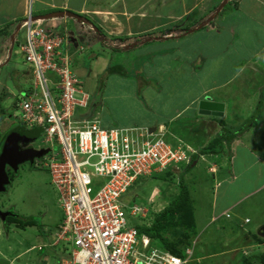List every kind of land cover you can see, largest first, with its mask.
Segmentation results:
<instances>
[{"label": "crops", "instance_id": "0c3cea01", "mask_svg": "<svg viewBox=\"0 0 264 264\" xmlns=\"http://www.w3.org/2000/svg\"><path fill=\"white\" fill-rule=\"evenodd\" d=\"M28 12L33 18L54 14V17L44 23L45 26L52 30L51 33L65 37L67 51L69 44L71 49L78 45L81 50L85 46L83 49L87 51L91 66L84 72L93 79L99 72L107 73L112 66L109 57L96 54L99 49L106 52L114 49L115 52L122 53L127 48V53L135 52L137 41L145 38L147 43L144 46L147 50L144 54H151L150 62L156 64L160 59L170 60L167 53L169 48L175 50L178 47L175 42L180 40L181 43L191 33L192 36L198 35L203 31L204 25L209 24L206 18H213L214 14L216 17L213 19L218 18L221 24L220 32L215 35L216 39L225 31L223 28L231 26L237 29L244 26L241 32L249 31V35L244 38L249 39L251 34L255 46L248 52L249 42H245L240 50L234 51L236 57L244 54L242 50L246 54L230 64L231 74L226 79L215 82L207 90L194 88L191 90L193 96H187L181 101L166 97L163 86L159 83H154V90L139 89L140 99L146 106L150 105L146 111L150 116L120 123L125 127H110L161 129L168 142L187 147L192 155L221 133H225L227 137L234 136L230 143L226 140L222 142L218 154L199 156L196 164L203 162L206 165L193 167L188 172L190 177H184L186 184L191 179L195 181L197 176L202 179L204 177V183L208 185L205 187L204 184V195H190L198 233L196 237L198 240L204 239V244L214 245L220 240V244L224 245L219 252L203 253L199 258H193V247L188 246L186 249L190 248L192 253L187 264L193 260L197 263L217 261L220 254L227 255L229 258L225 261L230 259L231 264L236 260L238 264L242 260L243 264H264V0H0V55L3 54L0 59V107L3 109L4 101L10 103L11 98L23 96L32 82L20 49L26 39ZM60 12L61 16L55 14ZM177 28L186 31L181 33ZM177 31L181 35L174 36ZM156 33L160 36L153 37ZM212 33L203 34L211 36ZM99 42H103V46ZM169 43H173L174 48H168L166 44ZM181 51L177 48L178 55ZM192 55H196L192 68L202 80L208 72L206 69L201 73L198 67L203 65V55ZM73 57L74 51L71 58ZM146 61L142 64H147ZM10 64L13 67L8 71ZM211 64L212 61L208 63V67ZM76 69L83 71L81 67ZM19 77L23 80L19 81ZM136 77L140 82L139 87H142L146 81H142V76ZM9 78H12L15 85L10 84ZM177 83V86L169 88V93L171 88L174 91L181 90L182 87ZM102 94L105 97L106 87ZM157 95L166 97L174 106V112L164 120L154 119V106L151 102L148 103ZM127 97L132 99V95ZM203 100L221 103V116L199 110V103ZM256 107L258 110L255 112ZM98 119L102 123L107 122L102 116ZM160 174L162 173L154 175ZM210 189H213V195L208 194ZM149 195V199L154 201L158 195H166V190L162 192L157 186H153ZM177 195L178 192L174 199ZM169 203L161 205V209L155 212L161 211ZM210 230L219 236H210ZM59 245H62V257L58 264L67 257L64 243L54 246ZM150 245L161 248L156 243Z\"/></svg>", "mask_w": 264, "mask_h": 264}, {"label": "built area", "instance_id": "2783aa9c", "mask_svg": "<svg viewBox=\"0 0 264 264\" xmlns=\"http://www.w3.org/2000/svg\"><path fill=\"white\" fill-rule=\"evenodd\" d=\"M46 21L28 12L20 49L32 82L15 103V121L40 129L44 143L57 146L36 167L48 169L63 211L55 237L67 257L59 264H187L190 248L179 257L151 247L128 224L127 217L142 221L148 209L125 203L123 195L141 177L188 165L193 153L168 142L161 129L104 128L96 117L77 116L88 96L72 70L65 37L51 33Z\"/></svg>", "mask_w": 264, "mask_h": 264}, {"label": "rangeland", "instance_id": "374dc122", "mask_svg": "<svg viewBox=\"0 0 264 264\" xmlns=\"http://www.w3.org/2000/svg\"><path fill=\"white\" fill-rule=\"evenodd\" d=\"M214 11L215 10H213V12ZM214 17H216L215 14ZM213 18H211V16L206 18V20H209V22H207L209 24L206 26L204 25L203 31L198 35L192 36L193 33H191V36L189 35L186 39L184 38L181 43L180 40L178 43L177 41H171L175 42V46H178L175 47V50L169 48H174L172 47V45L174 46L173 43L166 44L169 48L167 53L168 59L170 60L168 61L160 59L156 64L150 62L151 54H144L147 50L144 46L147 43L145 38L137 41L138 44L136 43V46L138 47L135 52L127 53V48L124 50L122 48V53L115 52L114 49V52L112 49L108 52L99 49L96 54L100 57H109L108 59L111 60L113 66L117 65L119 67L118 69L125 71L126 74L123 76L108 75L106 71L99 72L98 76H95L94 79L92 76H87V73L84 71L90 68L91 60H89L86 49H83L85 46H83L81 50L78 45L74 47V49H71L72 46L69 44L68 52L72 69L82 80L83 90L88 96V107L86 109L77 108L76 115H85L87 118L95 116L96 118H100V116H102L107 119L106 124L101 121L104 128H108L111 125L125 127L120 123H128L138 118L145 119V116H150L146 113L147 107L150 105H145L144 101L140 99L139 93L140 90L145 88L154 90V83H159L163 86V94L166 97L173 98L175 101H181L187 96L192 97L193 92H191V90H194V88L198 90H207L211 88L215 82L218 83L226 79L231 74L229 71L230 64L235 59L238 60V58L246 54L245 50H242L244 54L236 57L234 51L236 49L240 50L241 45L245 42H249L250 47H247V51L249 52L254 48L255 42L251 38V34L249 39L244 38L249 35V31L241 32L244 26L240 29L235 28V26L223 28L225 31L216 39L217 36L215 35H218V32H220L221 24H219L218 18ZM177 30H180L181 33L185 31L182 28H177ZM208 32L213 33L211 36L203 34ZM72 33L73 32H71V35H73ZM178 33L180 32L177 31L174 36L181 35ZM79 35L81 34L79 33ZM235 35L237 36L236 39ZM156 36H160L159 33L154 34L153 37ZM82 37L85 39V35ZM99 44L103 46V42H99ZM177 48L182 50L179 55L177 53ZM73 51L74 57L71 58ZM192 53H200L203 55V65L198 67L201 69V73L206 69H208V72L206 73V77L202 80L199 74H195V69L192 68V63L196 56H193ZM219 53L221 55H219ZM2 56L3 54L0 55V59H2ZM217 58H219V60ZM144 61L148 63L143 65L142 62ZM211 61L212 64L208 67V63ZM11 67H13L11 64L8 65L7 70L9 71ZM80 67L83 71L79 72L76 68ZM136 70H138L137 73H134ZM8 74L11 75V73ZM136 75L142 76V81L145 82L148 80L149 83L142 84V87H139L140 82ZM22 80V77H19V81ZM125 80L126 82H123ZM127 80L129 82L132 81L130 82L132 84H129ZM9 81L11 85H15L12 78H9ZM176 83L178 86L182 87L181 90L174 91V88H171L169 93V88L177 86L175 85ZM105 87L106 94L105 97H102ZM130 95H132V99L127 97ZM166 97H159V95H157L154 100L147 101L148 103L151 102L154 106V119L164 120L169 114L174 112L173 104L168 101ZM157 98H159L158 101ZM17 101L19 102L18 99L11 98L10 103L3 102L5 115L0 122V152L3 147V140L6 139L5 137H7L12 130H17L18 124L15 121V117L19 114L18 107L15 106ZM175 101H173V103ZM108 119L114 120L115 123L117 121L118 123H111ZM136 124L138 125V123ZM126 127L128 126L126 125ZM31 145L34 148L43 147L46 150H57V146L54 143L51 145L45 144L43 137L37 138ZM198 165L203 166L206 164L203 162H201V164L197 163L194 168ZM34 167L35 168H31L29 164H23L20 166L17 174L10 173L11 185L7 187L6 192L0 194V210L12 211L22 217H33L42 228L37 226H26L25 228H21L16 223H9L6 227L5 224H3V220L0 219V264H58L59 259L62 257V245H54L58 244L55 236L57 226L63 218V211L58 202L56 189L50 182L48 169L45 167L38 168L36 164ZM185 167V165H180L179 173L174 171V173L161 176L139 178L138 184H134L135 186L133 185L128 189L126 194L123 195L125 203L145 206L144 208L149 209L150 213H156L155 211L161 209V205L163 206L165 203L173 201L177 192L179 193L178 180L181 174L183 173L185 178L190 177L188 173H184ZM191 180L192 181L187 184L190 195H204V184L205 187L208 186L207 183H204V177L202 179L197 176L195 181L193 179ZM153 186H157L162 192L166 190V195H158L155 197L156 199L154 201H152L153 199L150 200L149 198L151 195L149 194ZM213 193V189H210V193L208 194L213 195ZM194 203H196V201ZM198 218L201 220L200 217ZM140 220L141 218H139V215H136L134 218L127 217V222L130 226L136 222L141 223L142 221ZM208 233L213 237L219 236L212 230ZM197 234L195 225L194 233L192 237L188 239L193 247V258H199L203 253L213 254V251L219 252L224 246L222 243L220 244V240L214 245L212 243L204 244V239L198 240V237H196ZM219 256L220 257L216 259L217 261L210 260L208 263L199 261L197 263L193 260L189 264H231L230 259L225 261L226 258H229L227 255L220 254ZM242 262L243 260L240 261L239 264H243ZM232 263L238 264V260Z\"/></svg>", "mask_w": 264, "mask_h": 264}, {"label": "trees", "instance_id": "16d2710c", "mask_svg": "<svg viewBox=\"0 0 264 264\" xmlns=\"http://www.w3.org/2000/svg\"><path fill=\"white\" fill-rule=\"evenodd\" d=\"M118 68L119 67L117 65H112L108 68L107 74L120 76L126 74L124 70ZM146 83H149L148 80L146 81ZM256 110H258L257 107L255 109V112ZM4 115L5 110L0 107V122ZM11 132H9V134ZM233 138L234 136L227 137L225 133L217 135L212 141L209 142L206 147L199 150L196 154L192 155L191 161L184 168V173H188L193 169L199 156L218 154L220 148H222V142L226 140L228 141V143H230ZM168 173L171 172L167 171L164 172V174L162 173L160 175L153 176H161ZM178 188L179 193L172 202H170L161 211L156 213H150V210L148 209L147 217L142 219V222L140 224L135 223V227L137 228L139 235H145L150 239V244H159L162 250L179 257H184L186 248L191 245L190 240L188 239H190L192 237V234L194 233L195 220L193 216L190 193L187 184L184 182L183 173L178 180ZM9 223H16L21 228H25L26 226H37L39 228H42V226H39L35 218L22 217L18 214L6 217L3 220V224H5L6 227Z\"/></svg>", "mask_w": 264, "mask_h": 264}, {"label": "water", "instance_id": "95a60500", "mask_svg": "<svg viewBox=\"0 0 264 264\" xmlns=\"http://www.w3.org/2000/svg\"><path fill=\"white\" fill-rule=\"evenodd\" d=\"M220 9H218L219 11ZM61 16L60 13H55ZM54 17V14L44 15L40 17H35L33 19L39 20H48L49 18ZM191 32V30L189 31ZM199 110L209 112L210 114L220 115L223 112V105L221 103L211 102L209 100H203L199 103ZM153 130V129H151ZM23 133H35L33 137L27 134H20ZM40 130L36 131H25L24 127L11 132L8 137L6 138L2 150L0 152V194L6 192L7 187L10 185V179L7 174V168L13 170L16 173L18 166L22 165L26 162L33 163L34 158H38L41 155L47 153V151L36 152L33 150H21L19 149V142L22 143H29L33 142L39 137ZM15 214L12 211H1L0 210V219L4 220L6 217L14 216Z\"/></svg>", "mask_w": 264, "mask_h": 264}, {"label": "flooded vegetation", "instance_id": "af4514ba", "mask_svg": "<svg viewBox=\"0 0 264 264\" xmlns=\"http://www.w3.org/2000/svg\"><path fill=\"white\" fill-rule=\"evenodd\" d=\"M21 127H24V126L21 125L20 123H18V127H17L16 129L18 130V129H20ZM24 130H25V131H36V130L27 129V128H25V127H24ZM37 131H38V130H37ZM20 134L24 135V134H27V133H23V131H21ZM27 135H30L31 137H33V136L35 135V133L33 132V133H30V134H27ZM40 137H41V131H40V133H39V137H38V138H40ZM6 138H7V137H6ZM5 140H6V139H5ZM5 140H4V142H5ZM34 141H35V140H34ZM34 141H33V142H34ZM4 142H3V144H4ZM31 143H32V142H29V143H22V142H19V145H18V146H19V149H21V150H33V151H36V152H41V151H45V152H46V151H47V150H46L45 148H43V147H37V148H34V147L31 145ZM45 156H46V155L43 154V155H41V156L38 157V158H34V159H33V163H35V162H37V161L43 159ZM33 163L26 162V163H24V164H29V165L31 166V168H35ZM22 165H23V164H22ZM20 166H21V165L18 166V169H17L16 173H14L12 169L7 168V174H8V176H9V179H10V177H11L10 173H11V174H17V173L19 172V168H20ZM10 185H11V179H10ZM10 185H9V186H10Z\"/></svg>", "mask_w": 264, "mask_h": 264}, {"label": "clouds", "instance_id": "9594fccd", "mask_svg": "<svg viewBox=\"0 0 264 264\" xmlns=\"http://www.w3.org/2000/svg\"><path fill=\"white\" fill-rule=\"evenodd\" d=\"M33 18V17H32ZM18 124V123H17ZM26 128V127H25ZM28 129V128H27ZM31 130H40V129H31ZM41 131V130H40ZM9 135V134H8ZM8 135H7V137H8ZM41 137H42V133H41ZM49 152H50V150L48 149L47 150V153H45V155L47 156L48 154H49ZM192 158V157H191ZM191 161V160H190ZM37 162H35V163H33L34 165L36 164ZM7 191V190H6Z\"/></svg>", "mask_w": 264, "mask_h": 264}]
</instances>
